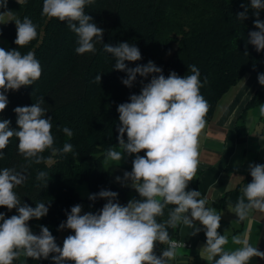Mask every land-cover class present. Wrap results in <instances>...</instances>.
I'll return each instance as SVG.
<instances>
[{"label":"clouds","instance_id":"obj_1","mask_svg":"<svg viewBox=\"0 0 264 264\" xmlns=\"http://www.w3.org/2000/svg\"><path fill=\"white\" fill-rule=\"evenodd\" d=\"M18 3L21 0H17ZM93 0H43L42 15L66 22L67 27L77 36L75 52L83 55L95 53V43L103 44V51L115 61L113 70L126 73L121 82L131 88L137 76L148 78L142 84L140 93L132 94L130 102L117 107L119 125L118 146L106 150V161H121L125 155L137 154L132 161V170L125 172L123 179H115L122 186L131 187L141 199H131L121 205L118 193L101 190L91 194L88 199L98 198L107 202L97 213H82V205L76 204L66 213V222L58 230L69 229L74 235L63 240L58 246L56 238L47 226L40 225L39 234H34L29 221L39 220L49 212L50 202H38L35 207L22 204L14 189L27 179V170L32 164L50 163L51 156L42 153L50 150L52 156L73 152V145L65 142L62 149L54 146L52 118H44L47 110L40 97L31 106L14 108L17 116V129L10 128L11 121L0 119V159L10 139L18 140V152L27 162L16 168L0 170V207L9 211L16 209L18 215L5 218L0 213V264H13L21 256L33 260L49 259L53 264H170L177 256V249L184 248L170 238L168 228L184 226L197 235L203 226L206 244L201 248L202 256L208 264H249L252 258L264 259V252L249 243L247 234L234 235L231 241L239 245L227 249L228 237L218 232L221 215L213 207H208L206 198H201L198 190H187L189 183L196 177L200 164L201 135L206 127L209 111L207 100L201 95L203 86L201 72L196 65L188 66L191 74L183 77L171 71L167 78L161 67L149 61L146 65L128 67L125 61L137 62L142 59L138 47L128 42L115 46L103 43L104 29L98 27L90 15L85 14V6ZM8 0H0V8L7 9ZM244 11L236 14V19L248 18V5H241ZM250 8L256 17V31L248 33L247 43L257 52L264 51V21L259 19L264 10V0H250ZM11 11L0 12V23ZM16 49L5 50L0 47V113L8 106L9 91H17L22 86H31L42 75V68L32 51L21 54L20 47L28 45L38 36L37 25L25 16L23 21L15 18ZM100 73L94 83H101ZM258 82L264 86V73L258 74ZM204 83H207L205 77ZM259 115L264 117V103L259 106ZM67 137L74 135L69 127L62 128ZM125 133L127 141H125ZM144 152L143 156L138 155ZM251 183L241 189V195L232 209L240 221L247 219L253 211L264 213V164L250 163ZM48 173L39 171L36 179L44 181L47 187ZM170 208L167 219L163 217L165 208ZM232 208V205H229ZM167 247L158 256L157 244Z\"/></svg>","mask_w":264,"mask_h":264},{"label":"trees","instance_id":"obj_2","mask_svg":"<svg viewBox=\"0 0 264 264\" xmlns=\"http://www.w3.org/2000/svg\"><path fill=\"white\" fill-rule=\"evenodd\" d=\"M178 5L184 4L177 13L161 9L159 0H93L85 6V14L90 15L93 22L102 29L103 43L115 46L119 42H128L139 48L142 59L137 62L125 63L128 67L137 64L146 65L150 60L161 67L167 78L171 71L179 76L191 74L188 66L196 65L201 72V95L209 104L206 121H210L218 101L232 87L236 86L245 74L264 73V51L257 52L255 47L247 43L248 33L258 29L254 26L256 17L250 8V0H176ZM173 3V2H172ZM248 5V18L244 21L236 19V14L244 11L241 5ZM43 0H22L23 12L20 20L29 17L37 25L38 36L28 45L18 48L21 54L32 51L42 68L41 77L31 86L21 87L17 91L6 93L8 106L0 119L11 121L10 128L17 129V116L13 111L18 106H31L40 97L45 103L41 106L47 110L45 117L52 118V134L54 146L62 149L65 142L73 145V152L52 156L50 150L42 155L51 156L50 163L32 164L27 170L26 181L17 186L14 191L22 204L35 207L38 202H50L49 212L39 220L29 221V227L34 234H39L40 225L47 226L56 238L58 246H63L58 230L62 222H66L72 206L80 204L81 199L76 186L86 184L89 195L101 190L118 193L117 200L124 205L128 189L116 186L110 179L111 173L105 168V154L109 147H119L117 127L119 125L118 105L130 102L132 94H139L142 84L148 83V78L137 76L131 88L122 84L121 79L127 78L126 73L113 70L115 61L103 51V44L96 42L95 53L88 52L79 55L75 52L78 46L77 36L66 22L42 15ZM183 12L188 17L183 18ZM177 14H179L177 16ZM181 19L179 26L182 32L173 37L171 47L166 54L148 58L158 34L159 25L165 19ZM259 19L264 21V10ZM177 24V23H176ZM0 39L6 44V51L17 48L16 25L7 23L0 27ZM101 75V83H94L96 74ZM205 77L207 83H204ZM247 102L240 114V119L252 108L264 103V86ZM264 119V117H262ZM63 127L72 129L74 135L67 137ZM237 140L242 142L247 136L243 125L236 126ZM125 141L127 135L125 133ZM4 158L0 159V170L16 168L27 162L18 152V140L13 137L6 149ZM142 151L138 155L143 156ZM137 154L127 155L124 169L132 170V161ZM264 164V161H262ZM39 171L48 175L47 187L44 181L36 179ZM85 199L92 213H97L107 202L98 198L90 201ZM140 199L134 190L132 199ZM165 208L163 217H157L158 222L167 219L170 208ZM0 213L5 218L18 215L16 209L9 211L0 207ZM180 226L168 228L170 238L177 240ZM167 245L157 244L156 254L159 256ZM13 264H53L49 259L33 260L21 256Z\"/></svg>","mask_w":264,"mask_h":264},{"label":"crops","instance_id":"obj_3","mask_svg":"<svg viewBox=\"0 0 264 264\" xmlns=\"http://www.w3.org/2000/svg\"><path fill=\"white\" fill-rule=\"evenodd\" d=\"M4 11H11V15L4 17V23H0V27L7 23L15 24L14 19H20L23 12L22 0L20 3L17 0H8L7 9L0 8V12ZM0 47L6 50V44L1 39ZM261 86L258 76L245 74L240 82L218 101L211 120L207 122L202 132L200 164L196 177L189 183L187 189L200 191L201 198L208 201L207 206L215 208L222 216L218 232L228 237L227 249L240 247L232 243V236L247 234L249 243L264 252V213L253 211L247 219L240 221L232 210L242 194L241 189L252 181L248 165L262 164L264 161V119L259 115L260 105L250 109L243 118L239 117L256 89ZM238 125H243L247 132L242 142L236 137L235 128ZM127 157L125 155L119 162L120 165L109 172L111 181L118 187L127 188L128 195L130 190L134 191L130 186L131 181L127 182L128 186H122L115 179L117 176L123 179L124 173L130 172L124 169ZM84 185L80 184L76 190L79 192L78 195L80 193L83 195L82 198L79 196L81 214L92 212L85 202L89 190L87 185ZM127 198L126 196L124 205L128 203ZM229 205H232V208ZM196 226L202 230L195 236L191 235L192 229L180 226L176 241L184 243L185 247L177 249V256L170 264H208L201 253V248L206 244L203 226L198 222ZM65 235H74V232L69 231ZM249 264H264V259L254 257Z\"/></svg>","mask_w":264,"mask_h":264},{"label":"rangeland","instance_id":"obj_4","mask_svg":"<svg viewBox=\"0 0 264 264\" xmlns=\"http://www.w3.org/2000/svg\"><path fill=\"white\" fill-rule=\"evenodd\" d=\"M159 4L161 5V9H163L169 13H171L170 11L174 12V10L177 8H178L177 13H178L183 8V5H184V4H182V5L180 4V6H179L178 1H176V0H159ZM178 15L179 14H177V16ZM182 16H183V18L188 17L186 15V13H184V12H183ZM166 21L169 23L167 24L165 22V19L162 22H160L159 34H158V37H157L154 45L151 48V51L148 54V58L155 57V56H158L160 54H166L168 52V49H170V47H171L172 41H174V40H172L173 37L179 36V33H181L183 31L182 27L179 26V23H181V19L173 18L171 20L168 19ZM116 150H120L119 147H116ZM119 162L120 161H110V160L106 161V159H105V161H104L105 168L111 172L115 168V166L120 165ZM123 162L121 164H123ZM79 185H77L76 188L79 187ZM81 185H84V184H81ZM76 190H78V188ZM132 195H133V191L130 190L128 195H127V197H128L127 202L129 200H131ZM79 196L82 198L83 197L82 193H80ZM64 234H65L64 232H60L59 238L62 239Z\"/></svg>","mask_w":264,"mask_h":264},{"label":"built area","instance_id":"obj_5","mask_svg":"<svg viewBox=\"0 0 264 264\" xmlns=\"http://www.w3.org/2000/svg\"><path fill=\"white\" fill-rule=\"evenodd\" d=\"M174 241H176V240H174ZM176 242H178V241H176ZM179 243V242H178Z\"/></svg>","mask_w":264,"mask_h":264}]
</instances>
